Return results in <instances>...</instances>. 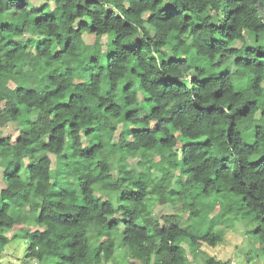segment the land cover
<instances>
[{"label":"clouds","instance_id":"1","mask_svg":"<svg viewBox=\"0 0 264 264\" xmlns=\"http://www.w3.org/2000/svg\"><path fill=\"white\" fill-rule=\"evenodd\" d=\"M85 2L25 0L24 20L12 28L21 34L13 37L0 30V208L9 207L7 215L0 212V264H48L43 257L54 258L62 250L59 244L47 247L42 241L38 230L48 225L37 222L39 198L33 195L23 205L11 196L18 185L29 192L28 185L42 189L49 170L56 174L57 188L74 193L84 205L77 209L80 216L68 218L78 233L73 249L77 261L83 254L85 264H264V161L256 171L246 164L238 144L221 145L207 162L203 152L193 153L191 172L179 168L187 155L181 152L184 137L210 134L211 120L197 118L192 104L211 101L214 88L223 93L216 104L224 106L225 117L243 103L236 96L243 91V74L229 49L243 53L245 45L256 43L253 35L264 30V0H90L86 11L74 15L77 4ZM165 4L168 8L161 11ZM0 10L11 23L12 13L3 2ZM69 28L75 35L68 49L61 53V42H56L53 60L51 38ZM110 51L114 54L109 58ZM221 65L229 69L230 77L201 88L199 78ZM106 67V74H97ZM132 69L134 74H129ZM77 86L88 93L87 99L73 96L61 106L64 111H47L52 107L45 103L50 93L66 98ZM145 95L155 101V112L145 106ZM26 102L31 104L28 120L25 112H16ZM107 105L112 106L108 112L98 114V106ZM128 109L136 110L129 112L131 123L119 118ZM62 116H77L78 125L51 134ZM254 122L264 123V118ZM169 123L175 125V134ZM141 124L146 132L131 131ZM157 126L167 138L165 145L171 146L168 151L154 149L160 143ZM222 126H227L226 118ZM86 129L93 131L86 136ZM44 144L50 152L42 151ZM93 145L101 150L93 149L94 158H81L82 167L73 171L81 151ZM61 152L75 155L62 159ZM43 155L54 159L35 172L29 170L27 166L40 164ZM220 156L228 160H215ZM105 165L111 183L100 171ZM6 169L10 180L5 178ZM213 175L218 180H210ZM121 177L136 183L151 207L130 202L121 210V193L132 187L122 184ZM225 185L231 189L225 196L227 205L217 197L213 207V193L224 191ZM105 200L110 205L104 212L129 223L113 225L109 231L103 214L94 211V205ZM44 207L43 215L51 218L54 206L45 202ZM72 234V229L62 233L66 238ZM89 242L99 255L89 254ZM118 249L124 250L123 257H117Z\"/></svg>","mask_w":264,"mask_h":264},{"label":"trees","instance_id":"2","mask_svg":"<svg viewBox=\"0 0 264 264\" xmlns=\"http://www.w3.org/2000/svg\"><path fill=\"white\" fill-rule=\"evenodd\" d=\"M0 2L4 3V7L8 8L12 13V21L11 23L8 20L3 19V11L0 10V30H3L5 35H11L13 37L20 35L19 31L13 32V26H19L24 20V7L25 0H0ZM90 3V0H86L85 5L77 4L74 15H79L81 11L87 10V4ZM168 8V5H164L161 8V11H164ZM15 9V11H12ZM19 13V15H17ZM38 19V18H33ZM79 23L81 25H87L86 20H80ZM199 27V25L197 26ZM95 31V29H92ZM82 31V29H77V33ZM72 29L69 28L66 33H57L55 37L51 38V42L49 44V48L52 51V59L55 60L57 58V50L55 49V43L61 42V48L59 51L63 53L65 49H68L69 41L73 39ZM102 35V33H101ZM63 39L61 40V38ZM262 38H264V30L261 31L260 36L253 35V39L256 41L254 45H245L243 48V53H240L235 48H230L229 51L234 53L233 62L238 64L240 68V72L243 74V80L241 83V88L243 89L242 93L237 92L236 96L242 97L243 103H240L238 107H236L235 112L230 117H225V113L223 111V105L217 106L216 101L223 99V93L214 88L212 100L206 103H193L192 107L195 109L196 117L200 120H211V126L209 128V133L207 135H195V136H186L184 137V143L181 146V152L187 153L180 163L179 168L184 172H191L192 168L195 166L194 163L190 162V158L195 152H203L205 154L206 160H212L213 157L210 153L216 150L219 146L223 145L225 148L229 145L236 146L237 144L240 146L239 151L243 153L247 159L246 164L253 166L256 171H259L258 167L262 161H264V123H255L254 121L257 118H264V92L261 91V86L264 85V43H262ZM212 39H215L213 37ZM13 41L10 40L11 44ZM116 41L113 40V44ZM128 45L125 44V47ZM37 51L40 50V43L36 46ZM72 49H69L71 51ZM114 53L109 52L108 57L110 58ZM179 58V57H178ZM92 60H95L93 57ZM135 69H132L129 74H134ZM107 73V67L104 70V73H97L98 75H103ZM229 69L221 65L219 69H214L210 74L202 75L200 80V87H213L217 82H219L224 77H230ZM51 80L52 77L49 76ZM70 79V77H69ZM161 80L164 78L161 77ZM193 80H197V77H193ZM125 89L128 88V84L124 85ZM20 91V89H17ZM34 90H29L32 92ZM73 96H81L85 99L88 97V93L84 91H80L79 87L73 89V93L68 97H61L59 95H52L51 93L47 97L45 103L51 104L52 107L48 108L47 111L52 113L56 111L59 113L60 111H64L65 109L61 106H67L69 101L72 100ZM144 104L146 107L150 108L152 112H155L157 109V105L151 96L145 95ZM31 106L30 102H26L24 105L16 108V112H25L24 119L28 120L31 116L30 112L26 110ZM111 105L107 106H98L97 112L98 114H102L108 112ZM227 108L231 110L233 108L232 104H227ZM135 109H128V111H124L120 114V119L129 120L131 123V119L129 117V112H135ZM227 119V126L223 127L224 119ZM147 117H145V120ZM162 119H170L167 117H162ZM248 121V123H245ZM30 122V121H28ZM77 116H62L57 123L52 127L51 134H55L57 129H71L78 125ZM93 130L86 129L85 135H89ZM131 131L141 132L147 131V128L144 124L138 125L136 128L131 129ZM169 131L175 134V125L169 123ZM246 134L251 136V139L246 138ZM156 137L160 141V143L154 145L155 150L163 149L165 151L170 150L171 146L165 145L164 141L167 139L163 134L160 133L159 127H156ZM53 135H50V139H54ZM20 137H17V142L20 141ZM235 141V144L233 142ZM251 141V144H249ZM114 146V145H113ZM100 151V147L97 145H93V148L86 149L81 151L80 157L76 158V167H74L73 171H79L80 165L79 161L81 158L87 157L88 159H93L95 156V152ZM42 151L47 153L51 151L49 145H42ZM151 151V150H150ZM61 158H66L68 155H75L74 153H60ZM54 159V156L43 155L40 157L41 163L38 165L29 164L27 167L29 170L35 172L37 167H44L45 162H50ZM215 160H228L226 156L216 157ZM214 160V162H215ZM138 163V162H137ZM11 164V162H10ZM19 165H17V169H19ZM107 166L105 165L100 169L102 173H105L106 182L111 183V177L107 175ZM5 178L11 179L12 174L5 170ZM210 180H218V177L213 175L209 177ZM122 184L132 183V187L127 189V194L124 192L121 193L120 200L121 210L126 208L128 203H139L145 202L140 196V190L138 189L136 183L127 180L124 177L120 178ZM2 183V181H0ZM228 188L231 192V189L228 185H225L224 188ZM28 188L31 189L29 192L27 189H24V186H17V189L11 193V196L15 198L14 203L27 205L31 196H37L39 199L35 202V204L40 205V213L38 214L37 222L48 225L47 228L38 230L40 236L42 237V241L45 243L47 247H54L59 244L62 246V250L54 257L49 258L47 255L43 257V259L48 261V264H85L84 255H80V259L77 261L76 256L74 255L73 249L78 243L75 239L78 233L75 232L76 225L74 223L69 222L70 217L80 216L81 212L77 211V209H83L84 205L78 202V199L74 195V193L69 192L64 188H57V180L56 174L51 170L48 171V179L45 181L44 187L42 189L37 190L34 185H28ZM23 189V190H22ZM219 193V190L214 194ZM83 194V193H82ZM170 194L176 195L178 193L171 192ZM5 196H8L7 190H5ZM241 200H244L245 197L241 196ZM86 199V197H85ZM45 202L47 204L53 205L52 212L54 215L51 218L46 217L45 212ZM146 207H151V205L147 202ZM110 205V201L105 200L103 203H98L94 205V211L97 214H103L105 220H107V225L105 227L108 228L109 231H113V225L116 228L120 226L121 223H129L128 220H120L117 221L115 215L110 212H104L103 210ZM71 207L72 210H69ZM247 207V205L245 206ZM9 211V207L5 204L4 208H0V212L7 215ZM253 215L255 216V210H253ZM162 218V217H161ZM0 223H3L0 221ZM261 223L264 224V220H261ZM172 227H176V225H172ZM72 229L73 234L71 238H66L62 235L63 231ZM164 229L161 228V232ZM258 231L254 230V232ZM207 245V244H205ZM31 247V245L29 246ZM89 254L90 255H99L100 253H95V250L91 248V243L88 245ZM37 259H41L37 257ZM220 264V262H217ZM226 264V262H225Z\"/></svg>","mask_w":264,"mask_h":264},{"label":"rangeland","instance_id":"3","mask_svg":"<svg viewBox=\"0 0 264 264\" xmlns=\"http://www.w3.org/2000/svg\"><path fill=\"white\" fill-rule=\"evenodd\" d=\"M249 144H251V141H249ZM228 193H230V191L228 190V188L225 187L224 191H219V193L214 194L213 198H212L213 207H215V203H216V198L217 197L219 198V202H220L221 205H227L228 200L225 199V196L228 195ZM204 199H207V197H205ZM148 203L151 205L150 201H148ZM216 210L219 211V209H216ZM204 247H207V245H204ZM116 254H117L118 258L123 257L124 250L123 249H118ZM132 264H134V262H132Z\"/></svg>","mask_w":264,"mask_h":264}]
</instances>
